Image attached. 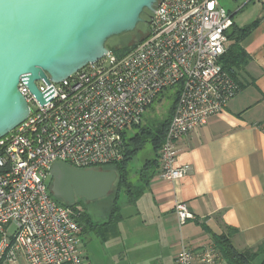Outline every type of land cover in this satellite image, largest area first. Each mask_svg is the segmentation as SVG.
Masks as SVG:
<instances>
[{"label":"built area","instance_id":"1","mask_svg":"<svg viewBox=\"0 0 264 264\" xmlns=\"http://www.w3.org/2000/svg\"><path fill=\"white\" fill-rule=\"evenodd\" d=\"M146 36L124 56L110 52L52 89L43 106L18 84L29 114L0 138V264H88L78 213L50 193L55 163L97 170L120 163L133 129L164 96L176 101L157 153V178L174 182L190 173L177 166L176 142L222 114L239 92L220 58L232 16L218 0H157ZM42 84V87L38 85ZM179 225L193 220L176 203ZM223 264L214 248L196 254L183 244L175 264Z\"/></svg>","mask_w":264,"mask_h":264},{"label":"crops","instance_id":"2","mask_svg":"<svg viewBox=\"0 0 264 264\" xmlns=\"http://www.w3.org/2000/svg\"><path fill=\"white\" fill-rule=\"evenodd\" d=\"M250 7L254 19L238 26L235 16ZM226 11L238 28L259 20L240 43L250 59L245 67L250 85L222 114L176 142V165L190 167L185 178L164 182L155 173L133 204L122 196L114 226L98 219L97 228H80L88 264H175L183 244L199 254L215 249L216 236L243 252L264 240V1L245 0L236 11ZM178 202L194 217L182 226L174 214Z\"/></svg>","mask_w":264,"mask_h":264},{"label":"water","instance_id":"3","mask_svg":"<svg viewBox=\"0 0 264 264\" xmlns=\"http://www.w3.org/2000/svg\"><path fill=\"white\" fill-rule=\"evenodd\" d=\"M157 0H0V138L23 123L29 107L18 91L22 83L43 106L52 89L87 64L109 52L106 42L132 32L151 14ZM50 193L63 204L105 198L117 174L113 170H81L55 163Z\"/></svg>","mask_w":264,"mask_h":264},{"label":"trees","instance_id":"4","mask_svg":"<svg viewBox=\"0 0 264 264\" xmlns=\"http://www.w3.org/2000/svg\"><path fill=\"white\" fill-rule=\"evenodd\" d=\"M142 16L143 20L145 17V20L147 19L146 21H148L150 13L144 10ZM258 23L259 20L254 21L250 25L243 28H238L232 23V26L226 32L229 45L225 54H223L220 58V64L223 70L237 84L239 91L250 85V82L246 78L245 71V67L249 63L250 59L241 47L240 43L252 32ZM134 45L130 46L129 49H131ZM175 101L176 93L172 95L170 107L168 108L166 117L163 120H149L145 125L141 124L136 128L134 136L127 144V152L124 159L120 163L98 168L99 170H113L117 174V180L113 186L115 189L114 202L107 214L104 225L114 226L118 221L119 216L117 214V204L121 196H125L128 203L133 204L142 194L149 178L156 173L158 169L157 153L163 143L164 135L171 119ZM156 102H158V100L154 103ZM152 105L150 107H152ZM145 146L150 148L152 157L147 159L139 169L136 178L138 186L133 187L132 183L129 182L128 177L129 164L138 152L145 148ZM55 200L61 205L69 207L72 210H75L78 205L75 203L73 206H68L57 199ZM76 222L83 232L90 231L99 226L98 223H95L90 219L86 212L78 213ZM213 241L215 249L219 252L227 264H253V261L258 257H261L258 264H264V240L257 244L254 248L244 250L243 252H237L234 250L229 242L223 237L214 236Z\"/></svg>","mask_w":264,"mask_h":264},{"label":"rangeland","instance_id":"5","mask_svg":"<svg viewBox=\"0 0 264 264\" xmlns=\"http://www.w3.org/2000/svg\"><path fill=\"white\" fill-rule=\"evenodd\" d=\"M245 0H237V4L233 7V5L228 2V0H218L219 4L225 9V10H230L232 12L237 10V7L242 6L244 4ZM264 1V0H263ZM255 15V9L252 7L246 9L243 13H239L235 16L234 22L238 26L246 25L248 24L251 20H253ZM140 17L143 19L142 14ZM147 20V19H146ZM145 17H144V21ZM148 32V24L147 22L140 23L136 26V28L126 34H122L120 36L113 37L109 39L106 42V48L108 51L116 56V57H121L124 56L130 49L129 47L137 43L139 40H141L143 37L146 36ZM39 86L42 87L41 83H38ZM171 103V98L168 97L167 95L158 100V102L154 103L152 107H150L146 113L143 116L142 119V125H145L146 122L149 120H155V121H160L163 120L166 117V113L168 111V108L170 107ZM136 129L132 130V133H135ZM152 157L151 150L148 146H145L143 150L138 152V154L132 159V161L129 164V182L132 183L133 187L138 186V182L136 181L137 178V173L139 169L142 167L144 162L147 159H150ZM109 170V169H108ZM114 197H115V189L111 190V192L103 199L93 201V202H88L85 199H77L76 203L78 204L76 209L73 211L76 212H86L90 219L97 223L98 219H106L107 214L110 211L113 202H114ZM124 198L121 196L119 199V203L123 202ZM23 264V263H21Z\"/></svg>","mask_w":264,"mask_h":264}]
</instances>
